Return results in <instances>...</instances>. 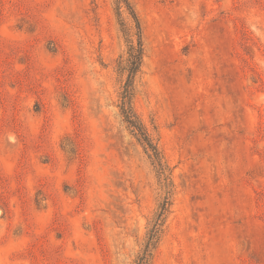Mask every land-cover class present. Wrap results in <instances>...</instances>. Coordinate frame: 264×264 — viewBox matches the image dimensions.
I'll return each mask as SVG.
<instances>
[{
  "label": "rangeland",
  "instance_id": "374dc122",
  "mask_svg": "<svg viewBox=\"0 0 264 264\" xmlns=\"http://www.w3.org/2000/svg\"><path fill=\"white\" fill-rule=\"evenodd\" d=\"M128 1L151 264H264V0ZM130 38L114 0H0V264H135L164 189L119 109Z\"/></svg>",
  "mask_w": 264,
  "mask_h": 264
},
{
  "label": "trees",
  "instance_id": "16d2710c",
  "mask_svg": "<svg viewBox=\"0 0 264 264\" xmlns=\"http://www.w3.org/2000/svg\"><path fill=\"white\" fill-rule=\"evenodd\" d=\"M114 3L117 15H120L122 10L127 12V14L134 21V26L136 28V41L134 42L131 38L127 40V77L120 94V113L124 122L130 128V131L137 137L138 141L142 144L144 150L147 152L148 157L151 159L152 164L156 168L158 177L162 180L161 184L162 188L164 189V197L158 205V210L156 212L154 221L147 232L143 248L136 257L135 261V264H151L150 261L152 257V251L158 240L159 234L161 233L164 215L165 212H167L169 205V190L168 184L166 183V165L162 162V157L157 146L152 142L131 105L133 79L140 69L142 60V45L140 39L139 22L128 0H114ZM121 24L123 25L122 22Z\"/></svg>",
  "mask_w": 264,
  "mask_h": 264
}]
</instances>
